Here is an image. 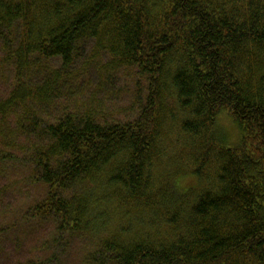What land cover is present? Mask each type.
<instances>
[{
  "label": "trees",
  "instance_id": "1",
  "mask_svg": "<svg viewBox=\"0 0 264 264\" xmlns=\"http://www.w3.org/2000/svg\"><path fill=\"white\" fill-rule=\"evenodd\" d=\"M0 39V264H264V0H0Z\"/></svg>",
  "mask_w": 264,
  "mask_h": 264
},
{
  "label": "rangeland",
  "instance_id": "2",
  "mask_svg": "<svg viewBox=\"0 0 264 264\" xmlns=\"http://www.w3.org/2000/svg\"><path fill=\"white\" fill-rule=\"evenodd\" d=\"M2 48L3 40L0 39V94L6 96L8 95V92L12 85L14 72L12 70V66L10 64H6V62L3 61L4 51H2ZM131 83L132 82L130 78H125L123 75H119L118 79H116L114 83L111 82L108 84L107 89L109 91L104 95V97L107 96L105 101V112L112 113L118 116L122 115L123 119L128 116L127 113L131 111L130 106L132 105L133 88ZM174 105L175 104H172L171 107H174ZM218 117L217 128L222 131L223 138H225L228 145H237L240 139H242V128L239 127L234 118L227 113H222ZM176 133L178 134V132ZM174 136L177 135H175L174 133ZM15 178L17 182H14V186L11 187V191L17 192L15 194L16 197L14 198V200L11 199L12 206L14 207L15 205L20 204L21 201L26 199L30 191L27 188L26 182H24V180L17 177ZM174 184L176 185V189L182 193H188L189 190L196 189L199 186L196 175L192 174V172H179ZM48 227L49 225L47 226V228ZM36 235L37 234H33L32 237L38 241V237H35ZM39 237L43 238L44 234L40 235ZM33 238H30V241ZM35 240L31 242H29V240L25 241L26 246L21 249L19 254L20 256L18 257L23 259L31 257L32 254H34V252L36 251L35 248L37 244ZM78 250L81 251V247H79ZM8 254L12 258V260L16 261L14 258L17 256V253L14 251L13 247L12 249L11 247L8 248Z\"/></svg>",
  "mask_w": 264,
  "mask_h": 264
}]
</instances>
